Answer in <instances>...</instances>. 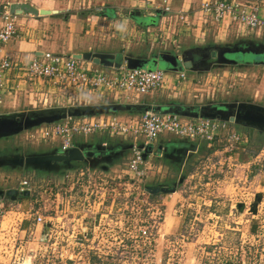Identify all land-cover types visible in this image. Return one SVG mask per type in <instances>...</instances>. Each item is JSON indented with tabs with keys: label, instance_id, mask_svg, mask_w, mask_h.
I'll return each instance as SVG.
<instances>
[{
	"label": "built area",
	"instance_id": "2783aa9c",
	"mask_svg": "<svg viewBox=\"0 0 264 264\" xmlns=\"http://www.w3.org/2000/svg\"><path fill=\"white\" fill-rule=\"evenodd\" d=\"M32 1L24 0V3L31 5ZM135 1L148 4V0ZM261 2L206 0L199 9L206 23L219 24L229 19L241 30L256 32L264 30V18L260 16ZM154 8L162 9L158 5ZM164 10L174 13L177 23L173 33L166 28L153 39L164 48L161 53L177 57L179 64L174 70L160 67L150 69L147 65L130 68L126 60L129 55L126 54L123 62L115 66L98 65L76 58L73 53L65 55L51 51L35 55L25 62L17 60L1 51L21 35L18 25L21 13L12 10L9 3L3 4L0 11V115L6 94L23 90L21 81L50 107L125 103L141 95H158L164 91H168V98L185 103L184 97L187 95L184 92L191 87L204 83L214 88L221 86L223 79L220 72L213 76H198L192 75L191 70L184 67L179 38L194 23L186 12H173L170 6H165ZM120 53L123 54V51ZM231 82L235 83L234 76ZM52 92L56 93V97L52 96ZM94 134L102 135L104 144L109 142L105 140L106 135L109 139L112 136L129 139L143 137L145 145L142 147L133 143L126 161L111 169L109 164H106L107 169H103L104 165L102 169L92 167L89 161L66 170L61 176L53 173L42 179L43 184H39L36 172L20 180L19 186L14 188L20 192L28 190L30 195L25 198L32 201L27 208L21 209L19 204H13L16 201L1 199L0 231L7 234L9 245L22 258L30 253L28 257L34 260V264H105L110 257L125 254L130 244L139 241L142 242L141 252H152L159 236H169L168 232L162 233L169 212L165 201L167 195L164 199L163 193L172 197L178 191L187 194L173 206L175 213L183 220L188 219L194 204L198 203L191 200L188 193L193 189L201 191L209 187L219 192L223 188L224 194L221 196H229L230 199L234 196L235 208L243 204L242 211L255 216L252 205L256 195L261 192L254 187L253 168L260 166L258 170L264 175V146L253 156L255 161H242L241 156L246 154L252 139L244 128L235 127L234 122L187 117L147 108L136 116L104 113L67 117L41 127L39 136L44 142L64 151L78 143V138ZM164 136L189 142L203 141L209 150L197 159L196 167L187 175V185L183 177L174 191L153 193L149 186H166L161 182L155 185L146 183L156 160L164 157L165 148L153 152L145 146H154ZM180 186L188 187V190L179 189ZM231 186L237 191L234 195L226 192V188ZM261 195L264 196L263 193ZM261 202L257 204V214L261 212ZM201 204L211 206L213 200H203ZM133 214L135 217H132ZM7 216H10L9 224L3 227ZM131 219L136 222L135 231L118 226V237L108 232V223L105 222L116 220V223H129ZM25 221L29 222L28 226L24 225ZM100 227L105 231L99 233L97 230ZM32 243L36 244L35 248L31 247ZM35 260L40 262L35 263Z\"/></svg>",
	"mask_w": 264,
	"mask_h": 264
},
{
	"label": "rangeland",
	"instance_id": "374dc122",
	"mask_svg": "<svg viewBox=\"0 0 264 264\" xmlns=\"http://www.w3.org/2000/svg\"><path fill=\"white\" fill-rule=\"evenodd\" d=\"M35 13L37 14V12ZM24 16L26 17V14ZM84 16L86 15H76V17L71 20L70 25L67 24L68 22L66 23V21L59 19L57 24L56 22V25L54 24L57 29L54 30L53 36L49 40H56V44L58 46L60 38L62 41L70 40L69 42L71 44L72 38L80 39V35L78 33L79 30L77 27L79 23L83 21ZM29 18L31 20L30 24H34L36 25L34 27H37L39 22L33 21L35 17L32 16ZM60 18L63 17L60 16ZM67 18H70V16ZM18 25L19 30H21L20 26H25L26 23H22L20 20ZM22 33L25 35L23 30ZM38 33L36 32V34L40 36V33ZM65 37H68L67 40H65ZM40 39L45 40L43 33L41 34ZM105 41V39H100V44L103 45ZM69 47H72V49H67L68 47L63 46H60L56 49L69 52H72L76 49L75 45H71ZM175 50H177V47ZM179 50L183 51L184 48L180 47ZM253 52L255 53L256 51ZM256 54L257 53H255V55H250L248 58L257 62L263 60L262 55ZM117 61H122L119 55L117 56ZM208 61H211V57H208L207 64ZM253 65L246 67L244 69L246 72H241V74L236 73L234 76V84L227 80L224 87L226 91L229 90L232 91V93L229 96L225 94L224 97L227 101L225 103H232L230 102V99H234L233 102H236L237 104L264 107V84H260L262 80L261 78L263 77V70H258ZM165 66H167V64H164V62L160 63L159 65V67L162 69L166 68ZM147 67L152 69L155 67V65L148 61ZM254 72L256 73L254 74ZM190 97L191 96H185L184 102L188 101ZM159 98L160 97L156 95V98H152V101L148 102L155 105L161 100ZM216 104L223 103H212L209 105L214 106ZM199 105V107H203L206 104ZM65 106L57 105L55 107ZM55 107L4 108V112L2 114L12 113L15 110L20 112L24 110L29 111ZM152 108L153 107L148 109ZM30 117H33V115ZM45 126L46 124H42L34 128L25 129L17 134L12 133L9 135H0V161L14 157H26L34 153L39 154L48 151V148L46 149V147L43 145V140L39 136L41 127ZM256 126L257 127H252L256 130V136L255 138L251 136L253 140L249 144L246 154L244 153L245 155L241 156L242 161L249 159L251 161H255L253 156L264 146V126ZM84 139L89 140L88 144L86 143V145H90L92 149L89 150L92 151V155L89 156L90 159H95L100 154L102 157H106L108 153L114 152L110 158L103 160L107 161L111 158L113 159V162L111 163H103L109 164L110 169L120 162L126 161L127 159V157L125 159H119V157H117V155L120 153L119 150L122 151V149L125 148L126 144L124 143L123 148L117 151V143L115 141H111L109 137L105 135V140H110L108 143L109 146L108 148H101L98 150L94 148H96L103 141L102 135H89ZM176 145H179V147H171L166 154L164 153L162 160H156V165H154L151 173L147 177V184L155 185L156 183L161 182L164 183L166 187H171L175 182H178L181 177L186 178L184 180L185 185L189 183V178H187V175L196 167L195 163L197 159L205 153L206 149H201L199 154H189L187 153L188 148H193V146H190L189 144H183L181 141L177 142ZM86 150L88 149L86 148ZM115 151L119 153L117 154ZM82 164L84 163L77 162L75 165L78 166ZM96 166V168L102 169L100 165ZM65 168L66 167L64 165H61L59 170H53V173L61 175L65 172ZM258 168L261 169L260 166L253 168L255 183L254 187L257 189V191L263 193L264 195V175L260 173ZM34 172H36L40 179L39 184H43L42 179L47 178L52 173L51 171L49 172L47 170L36 169L28 165L18 166L12 164H0V188L7 189L10 187H18L20 180ZM179 189L188 190V187L180 186ZM222 189L223 188H221V192H219V190L209 187L204 188L201 191H199V189H193L192 192H189L188 194H191L190 199L198 201V203L194 204V208L191 210L192 213L188 214L189 216L187 220H183L182 217H179L173 209V206L177 203V201L180 200L182 196H187V194L178 191L177 194L172 197L168 196V193H163L162 196L164 199L167 195V199H165V201L169 206V212L162 233L168 232L169 236H159L157 241L153 244L154 250L152 252H141V241L132 243L126 249L125 254L115 255L114 258L110 257L109 262L107 263L108 260H106L105 264H264V196L262 197L261 195L262 198L260 201L262 202L260 214L255 213V216H253L251 213L234 207L236 202L234 196H232L231 199L229 196H221L224 194ZM226 192L230 194L233 193L234 195L237 191L231 186L226 188ZM210 199L213 200V204L211 206L201 204L203 200L209 201ZM31 201V199L24 197L17 200L16 202H13V204H19L20 208L24 209L29 206ZM132 217H135V214H133ZM104 220L105 218L103 219V223ZM9 221L10 216H7V218L4 220L3 227H6L9 224ZM105 223H108V225H106V227L109 229L108 232L113 233L116 237H118V226H120V229H128L130 232L135 231L134 226L136 222L134 219H131L129 223H116V220ZM103 225L105 224H102V226ZM261 226L263 228H261ZM97 231L100 233L101 231H105V229L101 230L100 227V229ZM6 235L7 234L0 231V264H34V260L31 261V258L28 257L30 256V253L25 255L24 258L16 253V251L9 245V240ZM117 240L119 242V238H117ZM205 246L206 248L203 252L202 249ZM31 247L35 248L36 244L32 243ZM38 262L40 261L35 260V263ZM42 264L46 263L43 262Z\"/></svg>",
	"mask_w": 264,
	"mask_h": 264
},
{
	"label": "crops",
	"instance_id": "0c3cea01",
	"mask_svg": "<svg viewBox=\"0 0 264 264\" xmlns=\"http://www.w3.org/2000/svg\"><path fill=\"white\" fill-rule=\"evenodd\" d=\"M203 1L206 0H148V4L146 5L144 2L136 3L135 0H33L32 4L29 5L28 3H24V0H0V11L2 10L3 4L9 3V7L12 10H22L19 16V23L20 20L22 23H26L25 26H20V32L22 33L23 30L25 35L22 33L23 36L21 34L19 37L13 39L9 44L2 48L1 53L25 62L35 55L40 56L45 51L65 55L70 53H85L89 51L109 53L123 51V54L121 53L120 56L121 59L126 55L131 54L135 57L145 58L146 61L155 65L154 68H157L160 63L164 62L162 59L158 58L164 48L158 44L153 37L157 34H161L162 30L166 28L170 33H173L174 26L177 23V21H175L176 15H174V13H167L164 10L165 6H170L173 12L182 11L188 13L189 19L194 23L193 27L179 38L180 47L189 49L191 47L206 48L210 45H217L227 54L229 51L243 50L246 54L240 56L241 54L239 53L238 55L243 58L245 57V60H238L236 63L224 62L222 64H215L213 67L196 71L194 73L190 71L192 75L198 76H213L217 72H220L219 74L223 79V83L216 88L213 86L209 87L208 83L191 87L189 91L184 92L187 96H191L188 101H185V103L168 98L166 95L168 91H164L157 95L161 100L155 105L148 102L152 101V98H156V95L152 94L146 96L141 95L138 98H134L125 103H112L130 106L125 109L118 108L113 114L121 116H136L142 113L145 109L151 107H153V110H155V107H161L163 111L167 110V108L173 107L174 109L177 108L180 111L186 112V114L194 115V113H199L202 108L199 107V104H206L203 106L205 107L210 106L209 104L212 103L226 101L224 97L225 94L229 96L232 91H226L224 87L225 83L227 80L231 81L236 73L241 74V72H246L244 69L250 67V65L252 66L254 64L253 66L255 68L263 70V77L261 78L262 80L260 84H264V63L257 64L256 61L248 58L250 56V50L258 53L264 52V30L262 29L256 32L241 30L234 23L230 22L229 19H225L219 24L212 22L206 23L202 20L203 13L199 9ZM157 5L162 9L154 8V6ZM24 7H30L33 11H27ZM42 9L58 11L50 14L39 13L41 16L35 13V11L37 12ZM25 14L26 17L24 16ZM78 14L81 16L84 14L86 15L77 27L80 39L70 38L72 40L71 44L69 42L70 40H67L68 37H65V40L67 41H62L60 38V42L58 43L59 47L63 46L68 47L67 49H72V47L69 46L75 45L76 49L72 52L56 49L59 48L56 44V40H51L52 42L49 40L53 36L54 30L57 29L54 26L55 22L57 24L59 19H61L66 21V23L68 22L67 24L70 25L71 20H73ZM32 16L35 17L33 21L39 22L37 27H34L36 26L34 24H30L31 20L29 17ZM60 16L63 18H60ZM68 16H70V18H67ZM260 16L264 18V0L261 2ZM38 31L40 36L43 33L45 40H41L40 36L36 34ZM100 39L106 40L103 45L100 44ZM247 53H249V55ZM233 57L235 56H232V58ZM255 73L256 72H254V74ZM170 76L172 75L170 74ZM20 86L23 90H16V92L12 91L6 94L4 105L2 106V112H4V108L50 107L49 103H43L42 99H40L35 92L28 90V85L26 84L25 86L23 81H21ZM52 94V96L56 97V93L52 92ZM233 100L234 99H230V102H233ZM13 112L19 111L15 110ZM187 117L192 116L187 115ZM234 126L237 128H244L245 131L249 132V134L255 138L256 130L252 127H244L242 125L240 127L237 123H234ZM83 139L78 138V143H82V141H84ZM110 140L117 143V151L123 148V143L126 144L122 151L119 150L120 153L115 151V153H119V155H117L119 156V159L129 157L133 143L141 145L142 147L145 145V143H143V137L129 139L112 136L110 137ZM179 141L183 144L193 146V148H188L187 153L189 154H199V151L203 148L206 149L204 153L206 154L209 150L207 143L203 141L189 142L173 136L161 137L154 146L147 144L145 147L148 151L153 152L157 149L161 150V148H165L164 150L166 154L171 147H179V145H176ZM43 145L46 149L48 148V151L56 148L52 144L44 141ZM24 225L28 226L29 222L25 221Z\"/></svg>",
	"mask_w": 264,
	"mask_h": 264
},
{
	"label": "water",
	"instance_id": "95a60500",
	"mask_svg": "<svg viewBox=\"0 0 264 264\" xmlns=\"http://www.w3.org/2000/svg\"><path fill=\"white\" fill-rule=\"evenodd\" d=\"M27 11H33L30 7H24ZM22 10H19L21 12ZM36 12V11H35ZM38 13L42 14H50L56 13L57 10H39ZM249 49V48H248ZM250 50V49H249ZM245 55L243 50H234L229 51V53H225L224 51H215L212 56L216 55L217 63L221 61L228 62V63H236L238 60H245V57H240ZM250 55H255V53L262 55L263 60L256 63H264V52L258 53L253 52V50L249 51ZM249 53H247L249 55ZM256 54V55H257ZM121 56V53L117 52H85V53H73V56L79 59H84L88 61H93L95 64L103 65V66H115L119 65L122 61H117V56ZM232 56H235L232 58ZM121 58V57H120ZM159 59H162L165 64H167V69L174 70L177 68L179 61L176 56L170 55L167 53H160L158 56ZM182 58L184 61V67L188 68L191 71H201L197 70L196 68L192 67L190 61L186 59L184 54H182ZM239 58V59H238ZM128 62V67L133 68L137 66H145L147 62L143 57H135L129 55L126 57ZM255 61V60H254ZM218 105L217 107L213 106H205L200 109L199 113L186 114L184 111H180L179 109H174L173 107L167 108V110H162L161 107H155L156 111L164 112V113H176L182 116H192V117H204V118H212V119H219L223 121H230L237 123L238 125H242L244 127H257L264 126V107H256L254 105H247V104H237L236 102L232 103H225ZM130 107L129 105H121V104H102V105H92V106H71V107H55L50 109H39V110H29V111H20V112H12L8 114H1L0 115V135H9L12 133H20L25 129L34 128L36 126H40L42 124L53 123L67 117H80V116H92L97 114H104V113H113L118 108L125 109ZM33 115V117H30ZM256 124V125H255ZM109 143V142H108ZM108 143L104 144L101 142L96 148L94 149H101V148H108ZM88 150H86V148ZM92 150L90 145H86V143H76L73 147L60 151L57 148L51 149L49 151L43 153H34L28 155L26 157L21 158H8L0 161V164H12L18 166H32L36 169H42L51 171L59 170L61 165H64L65 171L71 170L76 167L75 165L77 162L81 163H88L90 161V166L96 167L93 161L96 160H106L110 158L113 153H108L106 157H102L100 154L95 159H90L89 156L92 155ZM104 158V159H103ZM103 169H107V166L104 165ZM183 177L180 178L178 182H175L171 187H159V186H149L148 189L153 192H172L175 190L176 186L181 183ZM30 192L25 190L20 192L17 188L10 187L7 189L0 188V200L1 199H10L13 201H17L21 197L29 196ZM261 194H257L255 198V202L252 205V212H257V204L261 200ZM240 210H243V204L238 205Z\"/></svg>",
	"mask_w": 264,
	"mask_h": 264
},
{
	"label": "flooded vegetation",
	"instance_id": "af4514ba",
	"mask_svg": "<svg viewBox=\"0 0 264 264\" xmlns=\"http://www.w3.org/2000/svg\"><path fill=\"white\" fill-rule=\"evenodd\" d=\"M215 51H223V50L220 46L210 45L209 47H206V48L191 47L189 49H184L182 54H184L186 59L191 62L192 67L196 68L197 70H203V69H208L210 67H213L215 64L224 63V61L217 63L216 55L212 56ZM208 57H211V61H208V64H207ZM225 102H227V101H225ZM219 103H222V102H219ZM218 105H220V104H216L213 107H217ZM83 140L84 141H82V143L88 144L89 140H86V139H83ZM117 157H119V156H117ZM112 160H113L112 158L110 160H107V161L95 159V161H93V163H95L94 165L102 166V165H106L103 163L113 162Z\"/></svg>",
	"mask_w": 264,
	"mask_h": 264
},
{
	"label": "bare ground",
	"instance_id": "6f19581e",
	"mask_svg": "<svg viewBox=\"0 0 264 264\" xmlns=\"http://www.w3.org/2000/svg\"><path fill=\"white\" fill-rule=\"evenodd\" d=\"M44 10H48V9H44Z\"/></svg>",
	"mask_w": 264,
	"mask_h": 264
}]
</instances>
